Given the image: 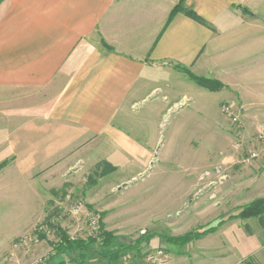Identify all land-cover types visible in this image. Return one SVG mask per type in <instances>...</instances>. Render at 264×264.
<instances>
[{"label":"rangeland","instance_id":"1","mask_svg":"<svg viewBox=\"0 0 264 264\" xmlns=\"http://www.w3.org/2000/svg\"><path fill=\"white\" fill-rule=\"evenodd\" d=\"M182 94L176 106L154 107L150 101L166 97L156 91L115 116L98 141L86 126L38 123L30 134L16 101L2 108L0 264H39L63 235L103 234L111 237L108 248L95 242L86 262L72 250L75 261L67 264H153L149 255L166 264H264V215L229 219L264 198V126L244 122L238 99L222 101L210 126L195 97ZM227 103L239 123L223 112ZM68 131L83 139L71 143ZM251 151L259 156L245 163ZM203 231L188 244L170 242ZM108 251L119 259L104 258ZM66 258L59 254L51 264Z\"/></svg>","mask_w":264,"mask_h":264},{"label":"crops","instance_id":"2","mask_svg":"<svg viewBox=\"0 0 264 264\" xmlns=\"http://www.w3.org/2000/svg\"><path fill=\"white\" fill-rule=\"evenodd\" d=\"M181 2L0 0V110L16 101L30 134L38 123L86 126L98 141L156 91L166 97L150 103L164 108L184 92L210 126L225 99L264 126V0H184L203 21L172 15ZM178 66L224 87L210 91Z\"/></svg>","mask_w":264,"mask_h":264},{"label":"trees","instance_id":"3","mask_svg":"<svg viewBox=\"0 0 264 264\" xmlns=\"http://www.w3.org/2000/svg\"><path fill=\"white\" fill-rule=\"evenodd\" d=\"M183 1L184 0H182V2ZM182 2L175 8L172 15L176 14L179 11H183L187 15L193 17L194 19L199 20V21H203L192 10L187 9V8H183ZM178 67L184 73H186L193 81H195L197 84H199L203 87H206L212 91L213 90H220L224 87V85L218 80L197 76L194 73H192L190 70L186 69L185 67H181V66H178ZM260 215H264V198L257 199L255 201L249 203L245 207L241 208L239 210V212L236 213L235 215L229 216V219H231V218L248 219V218L258 217ZM225 221L226 220L224 219L222 222H225ZM208 231L197 232V233L190 232V233L185 234L182 237H172V238H170V242L175 243V245L176 244L185 245V244L192 242L195 239L203 237L206 233H208ZM101 237H102V239L95 238V239H90V240H83L81 238L72 239L66 235H63L59 242L53 244V251L51 254H49L48 258L45 259L44 261L42 260L41 261L42 263H39V264H51V260H53L54 257L59 255V254H63L65 256V258L67 257L66 259H64V261H62L59 264H67L68 260L75 261L74 258H69V255H70L69 253L72 250H75L79 253L78 254L79 257L77 256L79 258V260H81L82 262H84L85 260L87 261V259L89 257V253H90L89 247L91 245L93 246L95 244V242L101 241L103 248H108L109 243H111L110 242L111 241L110 236L103 234ZM143 240H144V238H143ZM143 240L141 239L138 241L139 246L141 245V241H143ZM103 257L104 258L107 257L110 262H113L114 260L119 259L118 253L113 255V253H109V251L107 253H105L103 255Z\"/></svg>","mask_w":264,"mask_h":264},{"label":"built area","instance_id":"4","mask_svg":"<svg viewBox=\"0 0 264 264\" xmlns=\"http://www.w3.org/2000/svg\"><path fill=\"white\" fill-rule=\"evenodd\" d=\"M222 110L225 113V115H227L229 117L230 120H232L235 123H239L240 122V117L239 114L237 113V110L235 107H233L230 103H227L225 105L222 106ZM258 140L259 141H263L264 140V131L260 132L258 135ZM259 156L258 151H251L249 153V155L245 158L244 162L245 163H249L252 162V160H255L257 157ZM35 241L38 242L37 238L35 239ZM159 255L162 254V251L158 252ZM148 260H150L151 262H153V264H166L164 261H161L159 263H157L158 257H156V255H149Z\"/></svg>","mask_w":264,"mask_h":264}]
</instances>
